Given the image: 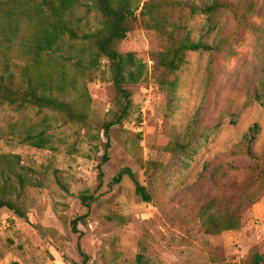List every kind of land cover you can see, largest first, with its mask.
I'll return each mask as SVG.
<instances>
[{
	"label": "rangeland",
	"instance_id": "obj_1",
	"mask_svg": "<svg viewBox=\"0 0 264 264\" xmlns=\"http://www.w3.org/2000/svg\"><path fill=\"white\" fill-rule=\"evenodd\" d=\"M89 18L90 26L99 24L95 13ZM204 21L205 15H200L192 26ZM253 21L263 30L259 44L250 31L234 36L233 21L224 13L220 23L226 49L214 57L208 51L188 54L179 73L178 108L169 124L184 131L200 107L205 124L217 119L224 123L176 176L149 183V161L162 158L158 146L169 140L164 126L166 95L154 80L157 53L165 45L140 15L131 21L119 49L135 52L147 74L131 86L130 117L113 125L109 137L101 128L112 118L114 97L106 63L88 84L92 102L87 124L52 113L55 148L0 137V152L20 154L22 164L41 182L26 188V218L0 208V264H74L84 259L87 264H241L254 253L264 254V196L245 212L240 228L217 235L206 233L194 209L187 212L183 196H177L179 189L199 179L206 161L223 158L255 122L262 126L258 148L263 147L264 105H247L242 88L256 54L264 56V16ZM233 115L235 124L230 122ZM10 118L9 112L0 111L1 124ZM120 173L123 178L117 182ZM138 184L148 188L150 200L138 193ZM82 193L96 198L89 211Z\"/></svg>",
	"mask_w": 264,
	"mask_h": 264
},
{
	"label": "trees",
	"instance_id": "obj_2",
	"mask_svg": "<svg viewBox=\"0 0 264 264\" xmlns=\"http://www.w3.org/2000/svg\"><path fill=\"white\" fill-rule=\"evenodd\" d=\"M140 4L141 0H0V111L11 114L10 120L0 123V137L40 149L55 148L52 113L87 124L92 102L88 84L97 79L104 63L114 88L112 118L101 125L109 137L113 125L130 117L134 108L131 86L147 74L146 64L135 52L119 49L131 21L140 15L165 45L157 53L159 69L154 80L166 95L164 126L169 140L158 146L162 158L149 161V183L152 186L187 168L198 148L224 121L205 124L200 107L184 131L169 124L179 104V73L190 52L208 51L214 57L226 49L220 23L224 13L233 21L234 36L250 31L259 44L263 30L253 18L264 16V0H147L138 14ZM92 13L99 23L95 27L90 26ZM200 15H205V21L195 28L192 23ZM242 88L247 105H264L261 54L254 57ZM230 122L235 124L237 116ZM261 134L260 123L250 125L223 158L206 161L199 179L179 189L182 206L187 212L194 209L206 233L240 228L245 212L264 196ZM32 172L22 164L20 154L0 152V208L26 218V188L41 185ZM102 176L100 172V182ZM122 178L120 173L116 181ZM137 190L150 200L145 185L138 184ZM80 197L89 211L96 198L91 193ZM75 226L76 221V230ZM241 264H264V254L254 253Z\"/></svg>",
	"mask_w": 264,
	"mask_h": 264
}]
</instances>
